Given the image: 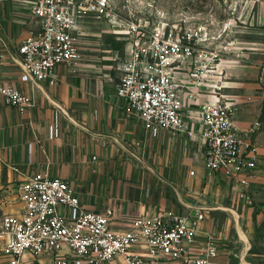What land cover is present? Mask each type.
Listing matches in <instances>:
<instances>
[{"label": "crops", "instance_id": "obj_1", "mask_svg": "<svg viewBox=\"0 0 264 264\" xmlns=\"http://www.w3.org/2000/svg\"><path fill=\"white\" fill-rule=\"evenodd\" d=\"M229 6L233 15L221 19V58L213 74L200 86L179 92L185 129H161L152 135L138 116L125 113L115 90L119 73L111 66H89L79 59L75 66L57 64L52 80L33 87L20 80L17 46L39 23L24 15L20 2L0 0V81L32 92L35 99L20 112L0 96V163L6 168L7 186L19 176L12 165L26 172L48 170L74 187L85 209L111 210L110 225L118 232L142 213L167 208L186 215L202 208L201 225L215 232L219 260L264 264V125L255 136L259 147L250 202L240 195L239 183L222 170L208 173L204 163L199 104L213 91L239 103L238 128L256 117L264 120L258 82V64L264 59V0H231ZM231 20L234 32L226 30ZM195 24L204 26L209 42L215 38L204 23ZM246 24L250 29L243 28ZM232 227L235 239L229 233ZM0 256L1 264H7L1 250ZM26 264L52 263L37 256ZM155 264L169 263L161 258Z\"/></svg>", "mask_w": 264, "mask_h": 264}, {"label": "built area", "instance_id": "obj_2", "mask_svg": "<svg viewBox=\"0 0 264 264\" xmlns=\"http://www.w3.org/2000/svg\"><path fill=\"white\" fill-rule=\"evenodd\" d=\"M8 1L20 2L24 15L39 23L17 46L20 80L32 87L52 80L57 64L78 63L83 28L90 23H105L114 36L124 39L127 57L116 94L125 113L138 116L152 135L161 129H185L179 92L200 86L221 58L220 46L209 45L204 26L195 24L190 14L169 19L165 11L141 8L132 0ZM258 69L264 100V59ZM0 96L20 112L35 101L32 92L3 81ZM199 110L208 173L222 170L242 186L240 195L250 202L259 147L255 136L264 120L256 117L246 128H238L239 103L214 91ZM10 167L19 176L10 181L15 195L4 199L17 203V209L0 218V250L7 264H26L41 254L51 256L52 264H155L161 258L169 264H227L218 259L215 232L201 225L202 208L186 215L167 208L142 213L118 232L110 225L111 210L85 209L65 179L48 170Z\"/></svg>", "mask_w": 264, "mask_h": 264}, {"label": "rangeland", "instance_id": "obj_3", "mask_svg": "<svg viewBox=\"0 0 264 264\" xmlns=\"http://www.w3.org/2000/svg\"><path fill=\"white\" fill-rule=\"evenodd\" d=\"M140 4L141 8L163 10L168 15L169 19L179 17L181 14L193 15L195 23H204L209 32L215 35V38L210 39L209 45L220 46V37H217L219 32H222L223 23L221 19L225 15L231 14V0H132ZM194 12V13H193ZM244 29H250L251 25L246 24ZM236 24L233 20L229 21L226 30L234 32ZM85 31L84 37L80 40V62L92 66H111L118 70L121 74V68L126 61V46L124 39L117 38L108 29L105 23L92 22L87 27L83 28ZM230 29V30H229ZM263 31L264 29H260ZM222 40V39H221ZM119 66V67H117ZM191 90V89H190ZM194 90V89H193ZM6 168L0 163V218L6 211L13 212L17 209V203L7 204V209L4 207L6 203L4 198L6 195H15L14 186L11 184L7 186ZM3 202H5L3 204ZM232 238L237 237L234 227L229 231ZM27 255V253H25ZM24 255V256H25ZM46 256L47 261H52L51 256L46 254L39 255ZM1 258V256H0ZM37 256L31 258L35 260ZM1 260V259H0ZM1 264V261H0Z\"/></svg>", "mask_w": 264, "mask_h": 264}]
</instances>
